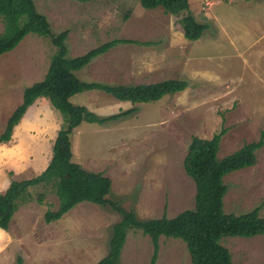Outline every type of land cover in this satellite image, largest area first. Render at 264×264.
I'll use <instances>...</instances> for the list:
<instances>
[{
    "label": "rangeland",
    "instance_id": "obj_1",
    "mask_svg": "<svg viewBox=\"0 0 264 264\" xmlns=\"http://www.w3.org/2000/svg\"><path fill=\"white\" fill-rule=\"evenodd\" d=\"M53 34L68 30V56L117 40L77 71L86 81L152 83L180 78L188 85L150 102L131 103L100 90L70 97L100 116L136 110L103 124L82 121L71 133L73 160L112 180L107 197L139 219L195 207L196 184L183 161L194 135L211 138L226 129L218 156L264 139V0H191L196 19L209 27L200 38L185 37L178 15L147 9L140 0H35ZM0 16V34L4 31ZM56 51L51 37L27 34L0 54V134L24 89L44 78ZM63 121L46 96L35 100L0 143V191L13 179L38 175L48 165L54 136ZM227 212L261 205L264 216V144L254 165L224 176ZM52 184L28 188L31 199L0 228V264H96L110 250L113 226L123 213L110 204L81 201L60 219L47 222L60 201ZM39 192L44 201L38 202ZM235 264H264V234L227 236ZM156 264H194L185 241L161 235ZM153 245L142 229L131 228L122 264H151Z\"/></svg>",
    "mask_w": 264,
    "mask_h": 264
},
{
    "label": "trees",
    "instance_id": "obj_2",
    "mask_svg": "<svg viewBox=\"0 0 264 264\" xmlns=\"http://www.w3.org/2000/svg\"><path fill=\"white\" fill-rule=\"evenodd\" d=\"M191 0H140L147 9L163 7L173 15H178L180 27L186 38L196 40L209 27L198 21L190 8ZM0 16L5 28L0 34V54L13 50L29 33L49 36L56 47L44 78L24 89L22 102L8 117L0 134V143L11 139L15 126L20 122L28 107L41 96L50 99L51 104L63 118L52 144V155L47 167L38 175L26 179H13L5 192H0V228L8 229L19 205L31 199L28 188L45 184L55 188L60 204L57 209H48L45 220L60 219L81 201H91L99 205L110 204L123 213V217L113 226L110 250L96 264H122L121 252L128 230L142 229L150 236L153 245L151 264H156L161 235L181 238L186 242L194 264H235L232 254L221 240L227 236L251 237L264 234V216L261 205L246 212H227L224 197L228 185L224 176L237 169L254 165L257 151L264 139L245 143L241 148L220 158L218 152L226 129L223 128L211 138L194 135L189 144L183 165L186 173L196 184L195 207L187 208L173 217L139 219L132 210H124L110 200L112 180L102 172L90 171L73 160L71 133L82 121L103 124L133 113L136 108L121 113L100 116L86 105L75 104L70 97L84 90L100 89L114 97L131 103L150 102L164 95L174 94L187 87L188 81L167 78L152 83L110 84L101 81H86L77 76L94 58L105 53L117 40L105 42L84 54L70 57L67 44L68 30L53 34L48 18L39 12L35 0H0ZM38 202L44 201V193L39 192Z\"/></svg>",
    "mask_w": 264,
    "mask_h": 264
},
{
    "label": "crops",
    "instance_id": "obj_3",
    "mask_svg": "<svg viewBox=\"0 0 264 264\" xmlns=\"http://www.w3.org/2000/svg\"><path fill=\"white\" fill-rule=\"evenodd\" d=\"M58 127H61V124H59V126ZM56 135H57V132H56V134H55V136H54V138L56 137ZM1 192V191H0Z\"/></svg>",
    "mask_w": 264,
    "mask_h": 264
}]
</instances>
